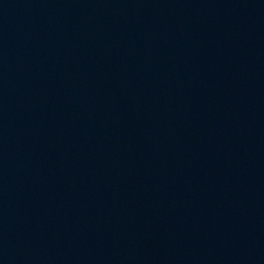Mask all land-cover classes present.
Segmentation results:
<instances>
[{
	"label": "water",
	"instance_id": "obj_1",
	"mask_svg": "<svg viewBox=\"0 0 264 264\" xmlns=\"http://www.w3.org/2000/svg\"><path fill=\"white\" fill-rule=\"evenodd\" d=\"M54 111V0H0V264L42 263Z\"/></svg>",
	"mask_w": 264,
	"mask_h": 264
}]
</instances>
